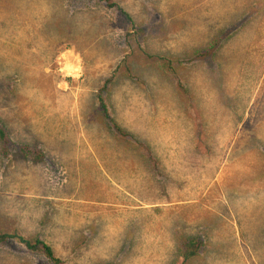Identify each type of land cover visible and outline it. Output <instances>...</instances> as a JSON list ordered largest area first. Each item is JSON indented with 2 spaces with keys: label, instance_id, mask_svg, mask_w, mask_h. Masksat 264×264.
<instances>
[{
  "label": "rangeland",
  "instance_id": "374dc122",
  "mask_svg": "<svg viewBox=\"0 0 264 264\" xmlns=\"http://www.w3.org/2000/svg\"><path fill=\"white\" fill-rule=\"evenodd\" d=\"M115 3L134 49L97 0H0V231L64 264H172L186 240L190 264H264V0ZM141 52L176 64L190 106ZM115 72L122 137L97 101ZM0 264L48 263L10 242Z\"/></svg>",
  "mask_w": 264,
  "mask_h": 264
},
{
  "label": "trees",
  "instance_id": "16d2710c",
  "mask_svg": "<svg viewBox=\"0 0 264 264\" xmlns=\"http://www.w3.org/2000/svg\"><path fill=\"white\" fill-rule=\"evenodd\" d=\"M97 1L102 3L107 8H115L117 11H119L120 15L123 18L124 23L128 26V33L126 35L125 43L130 49H134L136 45L135 36L141 34L143 32L142 29L135 26L133 20L117 6L115 0H97ZM213 48H214V44H211L204 51H208L207 53H209L210 51L213 50ZM199 52L194 53L192 59L194 60L201 59L202 54ZM141 54L144 55L145 58L151 60L154 67L159 69L172 83H175V87L178 90L180 96L184 98L187 105L190 106V101L189 102L187 101V99L189 100L190 98L186 93L178 74L176 73V68H175L176 64L172 61H167L165 64H160L159 61L161 59L153 56H149L146 52H141ZM117 68L118 70L121 69L123 71V75L125 77L127 78L134 77L133 71L127 59L123 60L122 63ZM115 76H116V72L111 77L105 80L103 87L98 92L97 101H98V109L102 117L105 120H107L110 123V125L113 127L115 132L122 137L124 136L123 133L124 131L116 123V121L110 118V115L107 110V106L103 98L104 94L108 91L109 87L112 85ZM14 147L15 146L10 141L4 127L0 124V154L3 157H7ZM140 147L147 148L145 145ZM18 151L26 157H28L29 155L33 157V159H38V160L42 159L40 152L34 150L33 148L26 146L18 147ZM145 158L149 163V165L151 166V168L155 172H157L158 166L152 155L149 152H145ZM10 242H17L27 252L42 257L44 260H46L48 264H64L63 261H61L55 256L52 247L47 245L44 241H42L38 237L24 238L15 233L7 234L0 231V244H6ZM201 249H202L201 244L196 240H186L182 244L180 243V248L178 249L176 257L172 264H190L193 260H195L198 257Z\"/></svg>",
  "mask_w": 264,
  "mask_h": 264
}]
</instances>
